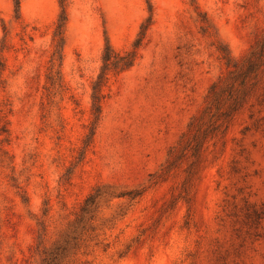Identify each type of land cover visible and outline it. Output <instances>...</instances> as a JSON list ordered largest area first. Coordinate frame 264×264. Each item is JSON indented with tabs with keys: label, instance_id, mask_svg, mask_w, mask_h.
I'll list each match as a JSON object with an SVG mask.
<instances>
[{
	"label": "rangeland",
	"instance_id": "obj_1",
	"mask_svg": "<svg viewBox=\"0 0 264 264\" xmlns=\"http://www.w3.org/2000/svg\"><path fill=\"white\" fill-rule=\"evenodd\" d=\"M19 1L0 0V264H41L96 188L59 264H264V0H66L59 75L58 0ZM148 2L85 145L105 37L131 50Z\"/></svg>",
	"mask_w": 264,
	"mask_h": 264
},
{
	"label": "trees",
	"instance_id": "obj_2",
	"mask_svg": "<svg viewBox=\"0 0 264 264\" xmlns=\"http://www.w3.org/2000/svg\"><path fill=\"white\" fill-rule=\"evenodd\" d=\"M15 7V18L19 19V0H13ZM59 4V14L56 20L55 29L53 32V42L54 49L50 59V74L53 73L59 75L60 72L58 68L62 61V50L65 42V27L67 23V12H66V0H58ZM148 16L144 22L140 25L139 32L132 43L131 50L120 53L115 51L110 45L108 38L105 37L104 48L101 55V66L96 78L91 84V102H92V115L93 120L90 124L89 134L86 136L85 145H88L90 139L94 135L95 127L99 121L101 115V101L104 98L102 94V88L106 85L108 75L111 73L117 75L123 71H126L133 66L134 61L137 56V49L141 46V43L145 37L146 31L152 24V6L148 2ZM4 30V27H3ZM6 48L5 39L0 40V75L4 70V61L1 57L2 51ZM57 66V69L55 68ZM55 70V71H53ZM50 78V77H49ZM51 80V79H49ZM58 84H60V79L58 77ZM51 84H55L51 81ZM7 122L3 121L1 125V133H7ZM101 188L94 189V192L90 193L83 204L80 206L79 214L76 216L75 220L71 222L67 229L61 234L60 238L55 241L51 248H43L41 251L42 259L41 264H59L62 259H64L69 253L71 248L78 241L81 234H83L88 226V223L92 220L93 214L96 212L98 207V202L101 197L99 193ZM121 196V195H120Z\"/></svg>",
	"mask_w": 264,
	"mask_h": 264
}]
</instances>
